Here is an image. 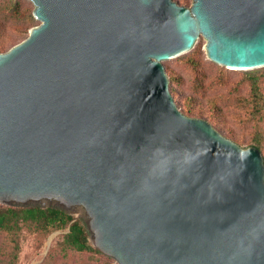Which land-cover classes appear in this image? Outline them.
Here are the masks:
<instances>
[{
	"label": "water",
	"instance_id": "obj_1",
	"mask_svg": "<svg viewBox=\"0 0 264 264\" xmlns=\"http://www.w3.org/2000/svg\"><path fill=\"white\" fill-rule=\"evenodd\" d=\"M0 52V203L77 209L117 264H264V162L183 114L163 62L264 66V0H29Z\"/></svg>",
	"mask_w": 264,
	"mask_h": 264
},
{
	"label": "rangeland",
	"instance_id": "obj_2",
	"mask_svg": "<svg viewBox=\"0 0 264 264\" xmlns=\"http://www.w3.org/2000/svg\"><path fill=\"white\" fill-rule=\"evenodd\" d=\"M23 9L28 12L31 3H26ZM29 1V0H28ZM179 5L190 6L192 0H173ZM21 21H8L3 35L7 45L20 38L13 35L20 28ZM39 22L35 19L28 30ZM205 39L199 36L193 48L189 51L163 62L171 71H175L180 78L175 86L178 95L175 96V102L179 109L184 104V99L192 96V108L194 112L201 113L202 118L210 117L216 122V129L225 137L236 141L240 146L247 147L252 137L253 123L249 118L247 110L241 106L238 101L240 97L247 95V82L244 79L248 76L250 70H235L218 65L210 61L205 54ZM197 50V58L202 64L205 73L204 88L198 89L193 83L191 68L187 65L186 57ZM219 70L222 72L220 73ZM264 70V69H263ZM170 71V72H171ZM264 73V71H263ZM263 73L257 72V76L263 77ZM1 204V203H0ZM40 206V205H39ZM82 211L77 209L70 214L74 217H80ZM67 228L52 229L48 232H41L31 224H23L19 230L17 259L14 264H41L45 256L50 251L54 254L53 264H99L100 258H93L90 253L71 252L64 256L59 250L64 234ZM110 264H117L114 260Z\"/></svg>",
	"mask_w": 264,
	"mask_h": 264
},
{
	"label": "trees",
	"instance_id": "obj_3",
	"mask_svg": "<svg viewBox=\"0 0 264 264\" xmlns=\"http://www.w3.org/2000/svg\"><path fill=\"white\" fill-rule=\"evenodd\" d=\"M31 3L26 1V3ZM25 0H0V52H4L14 44L23 40L27 35V29L32 25L34 19L32 15V7H28V12L23 9ZM32 4V3H31ZM21 21V25L17 33L13 36L20 38L15 42L7 45L3 35L8 21ZM36 20V19H35ZM197 50L186 57L187 65L191 68L193 83L198 89L204 88L205 73L202 64L197 58ZM165 73L168 77L169 91L175 101L178 90L175 84L179 82V77L175 71H171L164 65ZM262 69H255L254 72L249 71L245 76L247 82V95L238 99L241 106L247 110L249 118L253 123L252 137L248 143L249 146L256 147L263 157L264 162V73ZM171 71V72H170ZM221 73L222 71L219 70ZM257 72H262L263 77L257 76ZM178 81V82H177ZM192 96L184 99V104L179 109L183 114L201 118L208 121L213 128L216 129V122L210 117L202 118L201 113L194 112L192 108ZM176 103V102H175ZM177 106V104H176ZM178 107V106H177ZM217 130V129H216ZM218 131V130H217ZM219 132V131H218ZM220 133V132H219ZM227 138V137H226ZM237 143L236 141H234ZM238 144V143H237ZM31 224L41 232H48L52 229L67 228V232L63 236L59 250L64 256L71 252L90 253L93 258H100L99 264H110L113 259L102 254L95 249L88 240V231L79 217H74L70 213L53 206L41 207L39 205H4L0 204V264H14L17 259L19 249L18 235L21 225ZM54 254L48 252L44 262L41 264H53Z\"/></svg>",
	"mask_w": 264,
	"mask_h": 264
}]
</instances>
